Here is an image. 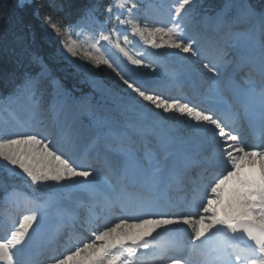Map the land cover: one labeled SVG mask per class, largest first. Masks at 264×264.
<instances>
[{
	"label": "snow or ice",
	"instance_id": "snow-or-ice-1",
	"mask_svg": "<svg viewBox=\"0 0 264 264\" xmlns=\"http://www.w3.org/2000/svg\"><path fill=\"white\" fill-rule=\"evenodd\" d=\"M115 6L126 8L128 16L117 14L115 21L130 25L145 44L187 54L186 71L199 78L211 106L169 99L144 78L147 73L94 55L93 50L100 53L101 41L112 43L115 35L114 47L131 65L156 71L121 45L115 27L110 33L100 31L87 48L74 38L87 36L85 28L100 23L103 13L111 14L113 4L14 0L15 10L30 9L58 38L52 61L67 60L80 69L72 58L86 59L93 65L88 72L94 86L100 87L95 69L102 65L116 81L114 88L100 87L111 104H93L86 97L78 101L92 116L89 149L100 167L78 165L73 155L82 125L65 115L67 101L75 100L72 92L50 63L24 46L21 35L13 33L11 45L7 32L0 35V50L15 55L17 68L24 54L35 67L23 72L19 83L15 70L0 74L5 85L14 84L0 100L11 105L24 98L31 116L0 128V162L9 175L35 186H54L57 193L56 199L23 205L28 214L7 229V238H0V264H40L30 234L43 221L40 209H55L74 231L79 229L45 264H145L146 259L150 264H264V0L259 7L250 0H225L212 15L203 13L197 0H176L171 19L160 26L147 20L142 24L134 0H118ZM6 17L4 4L0 20ZM201 23L204 35H190V26ZM46 83L54 89L47 101ZM156 110L159 120L154 119ZM45 113L51 119L46 121ZM163 113L186 117L187 130L169 127ZM244 122L258 127L260 144L248 143L239 130ZM149 137L155 139L156 151L141 156L137 144ZM197 169L196 212L174 210L166 190L184 186ZM81 209L86 210L83 216Z\"/></svg>",
	"mask_w": 264,
	"mask_h": 264
},
{
	"label": "trees",
	"instance_id": "trees-1",
	"mask_svg": "<svg viewBox=\"0 0 264 264\" xmlns=\"http://www.w3.org/2000/svg\"><path fill=\"white\" fill-rule=\"evenodd\" d=\"M76 3H81V0H76ZM4 4L7 5L8 8V17L5 19L0 20V35L7 32V43L11 45L13 33H18L20 30V24L18 20H26L32 24H34L36 29H41L40 27V18L31 15L32 11L24 10V11H17L14 9V4L11 3L10 0H0V7ZM8 53L3 52L0 50V68H8L10 63V57H8Z\"/></svg>",
	"mask_w": 264,
	"mask_h": 264
},
{
	"label": "rangeland",
	"instance_id": "rangeland-1",
	"mask_svg": "<svg viewBox=\"0 0 264 264\" xmlns=\"http://www.w3.org/2000/svg\"><path fill=\"white\" fill-rule=\"evenodd\" d=\"M117 2H118V0H116L113 3V8H117L115 6ZM74 38H75V36H74ZM57 43H58V41H57ZM83 47H85V46L83 45ZM58 48H59V44H58ZM72 59L73 60H76L82 67L80 69H77L74 65L70 64L67 60H65V62L69 66H71L73 69L75 68L76 70H78V72L83 75V77L85 78V80L87 81V83H88V85H89V87L91 89V92L97 98H99V95H101V94H100V92H98V90H100V88H96V86H94L93 80H92V78H91V76L89 75V72H88V69H91L93 67V65L91 64V62L88 61V60H86V59H80L79 57H73ZM95 73H96L95 79H96V82H97L98 85H100V82H101L103 88H114L115 81H116V78L115 77H114L113 80H109V79H104L103 77H101L98 74V72H97L96 69H95ZM100 87H101V85H100ZM100 100H102V99H100ZM100 100H98V101H100ZM0 166L3 168V162H0ZM3 170H4V168H3ZM18 177H20V176H18ZM23 179L26 180V178H23ZM41 186H43L45 189H47L51 193L52 199H55V197L57 198V193L54 190V186L53 187H48V186H44V185H41ZM13 191H17V189H15V188L14 189H11L9 192H13ZM21 193L24 194L22 191H21ZM6 194H7V192L4 193V195H6ZM48 200H50V199H47L46 201H48ZM45 216H47V214H45Z\"/></svg>",
	"mask_w": 264,
	"mask_h": 264
},
{
	"label": "bare ground",
	"instance_id": "bare-ground-1",
	"mask_svg": "<svg viewBox=\"0 0 264 264\" xmlns=\"http://www.w3.org/2000/svg\"><path fill=\"white\" fill-rule=\"evenodd\" d=\"M56 44V41L55 40H52L51 42H49V41H47V43H46V45H43V46H40L39 47V50L40 51H45V50H47L48 48H50V46L52 45H55ZM171 54V53H170ZM21 103H22V105H24L25 104V99L24 98H22V100H21ZM70 109H69V107L68 106H66V111H69ZM20 114H22V112H20ZM66 114V113H65ZM25 116L23 117V120L22 121H27L28 120V117L26 116V114H24ZM184 117L183 116H179V117H177L176 119H175V122H178L179 120H181L182 122H184L182 119H183ZM81 138V137H80ZM93 167H96V166H94V165H92ZM49 183H51L52 184V182H49Z\"/></svg>",
	"mask_w": 264,
	"mask_h": 264
}]
</instances>
